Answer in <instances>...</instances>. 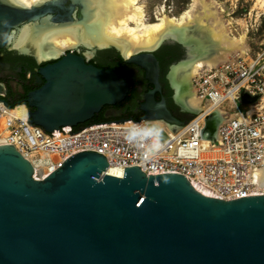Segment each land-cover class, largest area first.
I'll use <instances>...</instances> for the list:
<instances>
[{"label": "water", "instance_id": "95a60500", "mask_svg": "<svg viewBox=\"0 0 264 264\" xmlns=\"http://www.w3.org/2000/svg\"><path fill=\"white\" fill-rule=\"evenodd\" d=\"M82 10V0H47L29 8L0 0V48L35 56L25 47H9V33L24 23L40 29L79 20ZM166 41L177 40L166 37L128 57L114 45L101 48L144 70L153 85L140 119L179 125L183 121L153 98L159 86L152 53ZM41 79L26 95L32 108L27 113L30 123L48 132L84 123L128 90L120 72L86 63L72 51L39 68ZM216 123L206 121L207 137ZM107 167L102 153L80 148L36 180L30 162L0 143V264H264V194L222 200L177 172L146 175L132 165L124 166L121 177Z\"/></svg>", "mask_w": 264, "mask_h": 264}, {"label": "built area", "instance_id": "2783aa9c", "mask_svg": "<svg viewBox=\"0 0 264 264\" xmlns=\"http://www.w3.org/2000/svg\"><path fill=\"white\" fill-rule=\"evenodd\" d=\"M191 85L201 108L179 125L123 118L60 126L48 132L30 123L26 110L24 116L5 118L0 143L11 144L30 162L36 180L58 168L70 153L84 148L102 153L108 167L122 171L124 166L138 165L146 175L180 173L202 192L222 200L264 194V183L256 174L264 166V48L200 69ZM238 101L245 109H239ZM7 109L0 101V115ZM216 109L222 112L209 138L206 121L215 122L212 113ZM129 122L157 130L158 138L138 137L128 142L125 128L131 127ZM205 137L207 145L202 143ZM156 139L161 147L152 150Z\"/></svg>", "mask_w": 264, "mask_h": 264}, {"label": "bare ground", "instance_id": "6f19581e", "mask_svg": "<svg viewBox=\"0 0 264 264\" xmlns=\"http://www.w3.org/2000/svg\"><path fill=\"white\" fill-rule=\"evenodd\" d=\"M18 7L29 8L47 0H4ZM83 10L79 20L75 17L64 24H47L35 30L24 23L18 31L8 36V46L25 47L37 59L56 56L66 49L81 46L91 50L94 47L116 46L123 57L134 51L148 49L171 37L185 45L193 46L194 57L187 58L171 67L169 78L175 89V98L192 113L201 108L200 99L191 85V78L200 69L211 68L218 63L243 55L246 51L245 35H234L230 21L224 18V8L216 0H192L178 16L160 13L154 21H148L140 0H82ZM35 28V29H34ZM87 51L89 56L92 51ZM189 53V52H188ZM189 55V54H188ZM221 109L213 111V117L220 118ZM26 114L23 105H16L0 115V131L6 117H21ZM208 144L205 137L202 142ZM108 174L116 175L121 168L109 166ZM264 183V166L256 171Z\"/></svg>", "mask_w": 264, "mask_h": 264}, {"label": "flooded vegetation", "instance_id": "af4514ba", "mask_svg": "<svg viewBox=\"0 0 264 264\" xmlns=\"http://www.w3.org/2000/svg\"><path fill=\"white\" fill-rule=\"evenodd\" d=\"M85 49L91 50L84 46L78 49H66L56 56L41 58L40 61H37L36 55H21L14 50L1 47L0 99L7 104L17 103V105H23L27 111L31 110L32 108L28 106L26 101V95L28 92L37 89L44 81L41 79V82H37L39 68L55 62L67 51H72L81 55L86 63H91L102 69L117 70L128 83L127 93L120 102L104 105L96 114L111 117V119L141 118L144 116L145 111L140 108V105L145 100V94L153 89V85L148 83L144 77V70L129 63L111 64L110 61L118 54L113 49H97L90 53V55L94 53L93 57L90 55L87 57L86 53L83 52ZM152 54L157 63L159 86V90L153 92V98L157 102L163 101L165 108L175 119L184 121L192 112L175 98V89L170 81L169 73L172 66L187 60L188 51L181 42L171 41L162 43ZM160 120L163 119H153V121Z\"/></svg>", "mask_w": 264, "mask_h": 264}, {"label": "rangeland", "instance_id": "374dc122", "mask_svg": "<svg viewBox=\"0 0 264 264\" xmlns=\"http://www.w3.org/2000/svg\"><path fill=\"white\" fill-rule=\"evenodd\" d=\"M224 8L223 16L230 21L231 32L234 35L244 34L246 54H255L264 48V0H216ZM192 0H140L145 17L154 21L155 17L164 13L170 16L178 14L191 4ZM35 30L39 28L34 26ZM167 42V41H166ZM112 50V48H102ZM88 50L85 49L84 54ZM189 58L194 57L193 46H188ZM94 54V53H93ZM91 54L90 57H93ZM86 55V54H85ZM99 55V54H97ZM88 57V56H87ZM188 57H186L187 59ZM227 108V105L225 106ZM239 109L246 105L238 101Z\"/></svg>", "mask_w": 264, "mask_h": 264}, {"label": "clouds", "instance_id": "9594fccd", "mask_svg": "<svg viewBox=\"0 0 264 264\" xmlns=\"http://www.w3.org/2000/svg\"><path fill=\"white\" fill-rule=\"evenodd\" d=\"M131 124V122H129ZM159 136V132L154 129H143L140 125L131 124V127L125 128V139L128 142L135 141L138 137L139 138H151V137ZM161 147L158 142V139L154 140L153 144L151 145L152 150H157ZM117 176H123L122 172H117Z\"/></svg>", "mask_w": 264, "mask_h": 264}, {"label": "trees", "instance_id": "16d2710c", "mask_svg": "<svg viewBox=\"0 0 264 264\" xmlns=\"http://www.w3.org/2000/svg\"><path fill=\"white\" fill-rule=\"evenodd\" d=\"M111 64H116V63H119V64H123L125 63L118 54H116V57H114V59H112V61H110ZM15 105H17V103H8V107L9 108H13ZM111 119V117H105L101 114H94L92 116V118H90L89 120L85 121L84 123L82 124H78L79 125H86V124H89V123H92V122H101V121H106V120H109ZM133 119H139L138 117H135Z\"/></svg>", "mask_w": 264, "mask_h": 264}, {"label": "snow or ice", "instance_id": "6c2138e0", "mask_svg": "<svg viewBox=\"0 0 264 264\" xmlns=\"http://www.w3.org/2000/svg\"><path fill=\"white\" fill-rule=\"evenodd\" d=\"M117 174V173H116Z\"/></svg>", "mask_w": 264, "mask_h": 264}]
</instances>
